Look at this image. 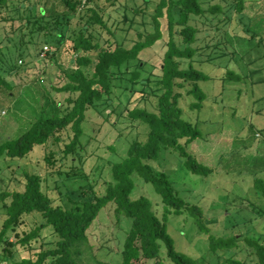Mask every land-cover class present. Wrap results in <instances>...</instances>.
Here are the masks:
<instances>
[{"label": "rangeland", "instance_id": "374dc122", "mask_svg": "<svg viewBox=\"0 0 264 264\" xmlns=\"http://www.w3.org/2000/svg\"><path fill=\"white\" fill-rule=\"evenodd\" d=\"M43 1L6 0L5 6H0V81L5 80L12 87L9 90L0 82V145L17 137L42 113L48 112L50 100L61 101L68 95L57 89L68 81L67 74L74 69L70 61L71 39L82 29L84 23L79 22L78 17L85 13L82 11L72 17L69 25L66 18L60 19L61 26L54 22L55 18L46 16L50 35L34 33L33 39L32 26L27 28L24 22L26 16L32 14V6H41ZM51 1L46 10L65 11L64 5L52 6L56 0ZM157 3L158 0H118L115 3L87 0L84 6L99 10L108 27L116 32L115 37H111L104 31V38L113 45L120 42L130 48L141 36L153 31L152 15ZM202 7L204 13L190 21L198 33L191 45L193 55L188 64L207 79L187 83L185 88L188 90L196 84L205 99L200 109H191L197 100L186 94L185 89L179 106L182 118L201 132L197 145L189 147L190 150L200 162L211 167L213 173L205 177L192 174L178 152L172 149L161 148L150 164L167 175L181 198L203 209L209 233L200 232L187 213L167 214V233L177 250L198 264H222L229 257L249 262L252 254L245 238L264 237V198L256 194L253 186L255 176L264 179V0H202ZM124 16L126 23L122 22ZM99 28L95 26L91 30L93 36H97ZM60 31L66 33V38L54 47L55 43L50 42ZM37 40H41L39 46L31 43ZM164 45L165 40H159L140 53L145 63L141 64V79L147 80V86H132L129 81L138 61L115 72L110 99L98 103L97 109L86 111L77 148L79 156L62 158V149L72 136L67 129L58 134L60 142L51 138L26 158L0 157V228L4 218L3 203L9 201V198L2 200L1 195L22 191L26 174L41 177L42 190L55 206L72 208L75 202L94 200L95 195L105 193L107 184L112 182V164L122 160L132 140L146 138L147 130L142 124L126 119L127 110L139 107L155 111L156 99L152 95L144 99L143 95L160 93ZM44 46L49 52L43 50ZM90 56L93 60L96 57L92 52ZM250 128L259 130L255 131L253 141L249 140ZM45 157H50L51 163L48 164ZM258 157L263 164H256L258 161L254 159ZM134 180L131 198H148L161 218L160 198L153 186L139 176H134ZM42 222L44 219L39 213L24 215L17 231L19 234L29 232ZM129 227V218L121 217L117 221L114 204L108 203L87 231L88 241L83 248L85 252L90 250L80 264H120ZM7 235L15 242L14 232L8 231ZM210 235H237L240 242L231 251L219 250L213 254L209 251ZM55 241L52 231L46 228L30 246L10 248L11 257H7L0 245V264L33 257L37 251L53 246Z\"/></svg>", "mask_w": 264, "mask_h": 264}, {"label": "trees", "instance_id": "16d2710c", "mask_svg": "<svg viewBox=\"0 0 264 264\" xmlns=\"http://www.w3.org/2000/svg\"><path fill=\"white\" fill-rule=\"evenodd\" d=\"M49 1L51 0H44L41 6L34 4L32 14L26 16L24 26L27 28L32 26L30 35L33 39L34 33L50 35L46 16L55 18L54 22L61 26L60 19L66 18L65 21L69 25L72 17L82 11L85 13L78 17L79 22L84 23L82 29L71 39L70 61L74 69L67 74L68 81L57 89V92L68 95L61 101L54 98L50 100L51 107L48 112L42 113L17 137L1 144L0 157L4 155L9 159L19 160L26 158L37 146L46 144L51 138L56 143L60 142L58 134L67 129L71 130L72 136L62 149V158L74 159L75 156H79L77 148L83 135L82 123L86 111L89 108L97 109L98 103L102 104L110 99L115 72L124 65L130 66L131 62L138 61L129 78L132 86H147V80L141 79V64L145 63L140 59V53L157 41L165 40V51L160 60V93L151 92L143 95L144 99L148 95L156 99L155 111L139 107L127 110L126 119L142 124L147 130L146 138L143 141L132 140L122 160L112 164V182L107 184L103 195H95L94 200L83 203L75 202L72 208L55 206L52 199L42 190L41 177L34 173L25 175L22 191L6 192L1 195L2 200L9 198L8 202L3 203L4 218L0 228V245L3 246L4 253L11 257L10 248L16 245L30 246L32 241L39 238L43 229L49 228L56 239L53 246L37 251L33 257L22 258L11 264H80L82 257L90 250L85 252L83 248L88 241L87 231L101 209L113 202L116 220L119 221L121 217L130 220V227L121 249L120 264H198L195 259L175 248L172 238L167 233L166 217L167 214L187 213L200 232L209 233L203 209L181 198L172 188L167 175L163 171H156L150 162L156 160L161 148L172 149L178 152L184 166L192 174L205 177L213 173V169L200 162L190 150L189 147L194 148L197 145L196 141L200 139L201 132L182 118V109L179 106V99L185 89L186 94L195 96L197 100L190 106L191 109H200L205 99L204 92L196 84L193 87L189 86L188 90L185 88L187 83L207 79L202 72L188 64L189 58L193 55L191 45L198 33V29L190 21L194 16L204 13L202 0H158L152 15L153 31L144 36L139 34L141 39L130 48L120 42L113 45L109 39L104 38V31L111 37H115L116 32L108 27L96 8H85L82 6V0H56L52 6L62 4L65 7L64 12L57 13L45 9ZM110 1L115 3L118 0ZM5 3L6 0H0V6H5ZM126 21L127 17L124 16L122 22ZM95 26L100 27L97 36L91 33ZM177 36L179 40L176 39ZM65 38L66 33L60 31L54 35L50 43H55L54 47H58L57 43H62ZM31 43L39 46L41 40ZM91 52L96 55L94 60L90 56ZM0 82L11 90L8 82L5 80ZM106 115L108 114H104L105 117ZM255 131L259 130L249 129L251 133L249 140L255 139ZM45 161L51 163L50 157H45ZM254 161L261 165L264 159L262 158L261 162V157H258V160ZM246 164L250 165V162L247 161ZM134 176H139L153 186L160 198L161 218L148 198L144 196L131 198L135 187ZM253 186L256 194L264 198V179L255 176ZM31 213L41 214L44 222L29 232L19 234L17 228L21 225L23 216ZM8 231L14 232L15 242L9 239ZM238 237L210 235L209 251L213 254L219 250L231 251L238 246L240 242ZM245 241L249 253L252 254L251 260L240 262L229 257L222 264H264V237L245 238Z\"/></svg>", "mask_w": 264, "mask_h": 264}, {"label": "built area", "instance_id": "2783aa9c", "mask_svg": "<svg viewBox=\"0 0 264 264\" xmlns=\"http://www.w3.org/2000/svg\"><path fill=\"white\" fill-rule=\"evenodd\" d=\"M86 1H87V0H82V6L85 5ZM43 50H44L45 52H48V51H49L48 47H46V46H44V49H43Z\"/></svg>", "mask_w": 264, "mask_h": 264}]
</instances>
